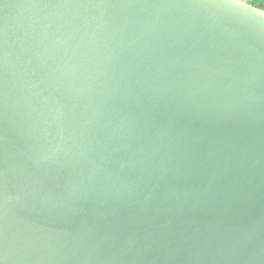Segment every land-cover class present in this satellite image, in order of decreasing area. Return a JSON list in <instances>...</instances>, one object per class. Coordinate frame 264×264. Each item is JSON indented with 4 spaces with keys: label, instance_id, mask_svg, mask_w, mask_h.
Here are the masks:
<instances>
[{
    "label": "water",
    "instance_id": "obj_1",
    "mask_svg": "<svg viewBox=\"0 0 264 264\" xmlns=\"http://www.w3.org/2000/svg\"><path fill=\"white\" fill-rule=\"evenodd\" d=\"M97 2L0 0V264H264V29Z\"/></svg>",
    "mask_w": 264,
    "mask_h": 264
},
{
    "label": "snow or ice",
    "instance_id": "obj_2",
    "mask_svg": "<svg viewBox=\"0 0 264 264\" xmlns=\"http://www.w3.org/2000/svg\"><path fill=\"white\" fill-rule=\"evenodd\" d=\"M106 0H98L97 3H104ZM216 3L224 5L227 4L229 7L235 9L238 13L244 15L247 18V21L253 25H259L264 29V15H255L248 12L247 7L240 8L242 0H215ZM246 4V3H244ZM264 13V9L261 10ZM3 247V229L2 224H0V249Z\"/></svg>",
    "mask_w": 264,
    "mask_h": 264
},
{
    "label": "trees",
    "instance_id": "obj_3",
    "mask_svg": "<svg viewBox=\"0 0 264 264\" xmlns=\"http://www.w3.org/2000/svg\"><path fill=\"white\" fill-rule=\"evenodd\" d=\"M247 3L260 9H264V0H249Z\"/></svg>",
    "mask_w": 264,
    "mask_h": 264
},
{
    "label": "clouds",
    "instance_id": "obj_4",
    "mask_svg": "<svg viewBox=\"0 0 264 264\" xmlns=\"http://www.w3.org/2000/svg\"><path fill=\"white\" fill-rule=\"evenodd\" d=\"M248 2V0H242V3H247Z\"/></svg>",
    "mask_w": 264,
    "mask_h": 264
},
{
    "label": "built area",
    "instance_id": "obj_5",
    "mask_svg": "<svg viewBox=\"0 0 264 264\" xmlns=\"http://www.w3.org/2000/svg\"><path fill=\"white\" fill-rule=\"evenodd\" d=\"M249 1V0H248ZM246 4H248V3H246Z\"/></svg>",
    "mask_w": 264,
    "mask_h": 264
}]
</instances>
